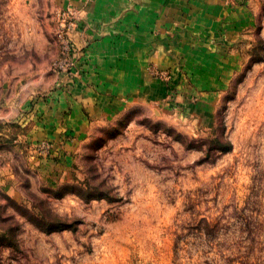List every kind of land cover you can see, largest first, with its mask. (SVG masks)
Returning a JSON list of instances; mask_svg holds the SVG:
<instances>
[{
  "label": "rangeland",
  "instance_id": "rangeland-1",
  "mask_svg": "<svg viewBox=\"0 0 264 264\" xmlns=\"http://www.w3.org/2000/svg\"><path fill=\"white\" fill-rule=\"evenodd\" d=\"M250 2L245 58L209 106L129 108L42 172L0 138L16 171L0 264H264V0ZM67 10L0 0V128L68 71Z\"/></svg>",
  "mask_w": 264,
  "mask_h": 264
},
{
  "label": "crops",
  "instance_id": "crops-1",
  "mask_svg": "<svg viewBox=\"0 0 264 264\" xmlns=\"http://www.w3.org/2000/svg\"><path fill=\"white\" fill-rule=\"evenodd\" d=\"M56 3L74 13V66L55 74L56 83L37 100L26 97L12 108L16 132L0 128L1 140L25 151L26 165L41 172L94 127L129 108L209 106L240 69L244 37L255 25L250 0ZM43 140L52 142L51 152L30 156L33 144ZM3 142L0 190L9 192L16 171Z\"/></svg>",
  "mask_w": 264,
  "mask_h": 264
},
{
  "label": "built area",
  "instance_id": "built-area-1",
  "mask_svg": "<svg viewBox=\"0 0 264 264\" xmlns=\"http://www.w3.org/2000/svg\"><path fill=\"white\" fill-rule=\"evenodd\" d=\"M64 15L66 17H68L69 15V20L67 21L69 27H72L71 29L74 28V25H75V18H74V13L71 11V10H67V11H64ZM70 31V29H69ZM69 31L67 32V36L65 37V43H66V48L68 50V57H69V67L68 69H70L72 66H74V63H75V59L77 57V54H78V51L77 49L74 47L73 43L71 42L70 40V37H69ZM43 143L40 144V146L42 145ZM48 144H43V147H47Z\"/></svg>",
  "mask_w": 264,
  "mask_h": 264
}]
</instances>
